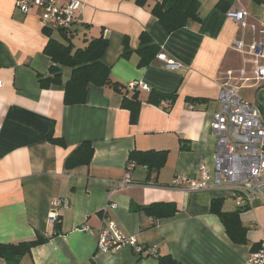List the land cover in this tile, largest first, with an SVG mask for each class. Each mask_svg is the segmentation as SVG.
I'll use <instances>...</instances> for the list:
<instances>
[{"label": "crops", "instance_id": "0c3cea01", "mask_svg": "<svg viewBox=\"0 0 264 264\" xmlns=\"http://www.w3.org/2000/svg\"><path fill=\"white\" fill-rule=\"evenodd\" d=\"M79 1L83 9L71 31L47 27V35L38 8L17 9L13 0H0V244L46 239L18 264H158L159 257L180 264H248L264 234V205L240 208L226 191L184 192L171 184L178 175L210 165L209 124L219 108L223 74L242 66L231 41L252 40L250 29L242 31L226 13L243 8L247 22L263 28L264 0H197L200 21H188L171 34L151 14L162 0H146L144 6L136 0ZM143 32L159 53L179 63L176 70L156 57L138 67L135 50ZM64 35L74 50L106 40L102 62L120 89L89 86L84 103L66 104L71 69L44 53L49 39L63 42ZM50 78L60 82L46 83ZM130 83L149 90L130 89ZM135 90L141 104L132 122L122 100ZM150 91L173 95L172 103L146 102ZM85 142L93 149L90 164L68 168V158ZM150 150L168 151V158L148 177L147 168L129 162L128 155ZM129 165L130 183L119 188L116 182L126 177ZM53 200L68 201L66 208H55V224L48 221ZM109 203L116 209L108 217L144 248H155V257L128 247L107 254L97 250ZM148 206L154 207L151 214L140 210ZM82 226L86 232L79 231Z\"/></svg>", "mask_w": 264, "mask_h": 264}, {"label": "built area", "instance_id": "2783aa9c", "mask_svg": "<svg viewBox=\"0 0 264 264\" xmlns=\"http://www.w3.org/2000/svg\"><path fill=\"white\" fill-rule=\"evenodd\" d=\"M17 9L36 7L41 11L40 22L43 28L53 27L63 31L70 29L80 18L83 5L79 0H70L59 4V0H13ZM249 14L243 9L228 11L226 17L240 26L242 31L250 29L251 42L246 45L243 40L232 39L231 47L242 55V66L237 71L228 70L224 75L225 82L220 85L218 110L213 114L209 124L214 137V149L210 165H199L193 175H178L171 186L184 192L205 190L226 191L231 194L237 207H253L256 203L264 205V103L255 92V103L240 95L242 87H249L251 82H264V24L258 28L247 22ZM156 58L162 61L168 70H176L179 63L169 59L165 53H158ZM2 82L0 81V88ZM139 86L148 91L142 83H130L128 87ZM129 165L126 177L116 182L121 188L130 183ZM68 201L53 200L52 211L48 221L55 224V208H66ZM116 205L109 203L103 212V224L99 230L96 248L100 253H115L124 247L141 255L155 257V248H144L133 236L126 235L119 225L108 217ZM86 232L87 227L79 228ZM248 264H264V234L258 249L248 255Z\"/></svg>", "mask_w": 264, "mask_h": 264}, {"label": "trees", "instance_id": "16d2710c", "mask_svg": "<svg viewBox=\"0 0 264 264\" xmlns=\"http://www.w3.org/2000/svg\"><path fill=\"white\" fill-rule=\"evenodd\" d=\"M139 6H144L146 0H136ZM151 14L157 19L159 25L167 34H171L183 28L188 21L198 22L199 3L197 0H162L151 8ZM62 31V30H61ZM71 29L66 30L68 34ZM47 35L49 31L43 29ZM63 36V35H62ZM65 41L49 39L44 48V53L48 55L52 62L60 66H66L71 69V76L65 85V103L82 104L86 100L89 86L104 87L108 86L116 91L120 89L117 83L110 80V70L103 64L102 57L107 49V41L103 38L91 40L83 49L74 50L73 45L64 35ZM160 47L156 45L150 35L143 32L139 37V44L135 52L139 57L138 67H146L160 52ZM131 51L124 44V58L129 57ZM53 72V70H51ZM56 76V75H55ZM46 83L60 82V79H46ZM44 82V83H45ZM41 81V86H45ZM136 88V87H135ZM170 100L172 103L173 95H164L150 91L147 101L154 103L159 100ZM122 104L130 111L131 121L135 122L140 109L138 93L135 90L131 99H123ZM159 104V103H158ZM93 149L87 142L82 143L76 151L68 158L66 166L73 168L81 165H89L92 159ZM168 151H132L128 155V161L133 162L136 166L147 168L148 177L152 173L159 172L166 164ZM153 206L141 208L140 210L151 214ZM219 217L222 216L217 212ZM226 217L222 218L225 222ZM45 238L37 237L33 241L21 242L18 244H0V259L4 264H18L21 258L28 254L36 246L44 244ZM158 264H180L170 257H159Z\"/></svg>", "mask_w": 264, "mask_h": 264}, {"label": "rangeland", "instance_id": "374dc122", "mask_svg": "<svg viewBox=\"0 0 264 264\" xmlns=\"http://www.w3.org/2000/svg\"><path fill=\"white\" fill-rule=\"evenodd\" d=\"M55 37H57L56 35V32L53 34ZM250 85L253 86V88H246V89H242L241 90V93H242V96L244 98H246L247 100H249L250 102L252 103H255V96H254V92L262 87H264V82L261 81V82H258V83H255V82H251ZM259 97L260 99L263 101L264 103V91H260L259 93Z\"/></svg>", "mask_w": 264, "mask_h": 264}]
</instances>
